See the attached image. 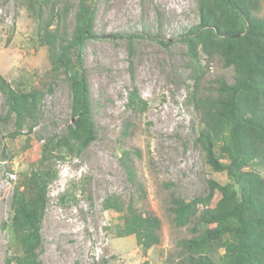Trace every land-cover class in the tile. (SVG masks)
I'll list each match as a JSON object with an SVG mask.
<instances>
[{
  "label": "rangeland",
  "instance_id": "rangeland-1",
  "mask_svg": "<svg viewBox=\"0 0 264 264\" xmlns=\"http://www.w3.org/2000/svg\"><path fill=\"white\" fill-rule=\"evenodd\" d=\"M78 2L69 0L70 12L63 20L55 19L52 31L70 38ZM27 3L0 0V75L16 90L38 88L46 96L31 148L26 149V136L9 138L12 124L0 121V264H16L13 257L22 254L11 231L15 190L24 189L27 178L45 168L41 160L46 139L64 135L72 123L70 86L65 75L52 70L50 49L41 44L50 7L36 14ZM65 4L63 0L56 10ZM96 6L95 37L87 42L84 64L97 140L80 157H67L53 165L59 177L49 187L40 261L180 264L184 258L181 242L196 234L194 223L185 227L174 224L172 198L190 202L209 195V180L226 182L225 175L206 164L197 143L202 116L187 100L195 88L196 74L182 40L199 24L197 0H96ZM257 15L264 18V0ZM201 64V95H216L219 78L233 82V68L225 67L221 59H203ZM134 87L148 103L145 112L128 106ZM6 111L5 96L0 93V117ZM123 150L135 152V173L144 186L140 193L121 164ZM251 169L264 175L259 163ZM110 195L127 202L134 197L140 210L156 215L162 224L161 243L146 252L135 236L120 238L124 214L102 207ZM220 198L215 192L213 206Z\"/></svg>",
  "mask_w": 264,
  "mask_h": 264
},
{
  "label": "trees",
  "instance_id": "trees-1",
  "mask_svg": "<svg viewBox=\"0 0 264 264\" xmlns=\"http://www.w3.org/2000/svg\"><path fill=\"white\" fill-rule=\"evenodd\" d=\"M62 1L27 3L36 14L50 7L41 44L50 49L52 70L65 75L70 86L72 123L64 135L46 139L41 160L45 168L28 177L24 189L14 192L11 231L22 249L20 256L13 257L16 264H43L42 226L49 187L59 177L53 165L67 157H80L97 140L98 126L84 64L87 42L95 37L96 0H79L70 38L51 30L55 19L63 20L71 10L69 0L63 9L56 10ZM197 4L199 24L190 28L182 40L188 46L196 74L195 88L187 100L202 116L203 129L197 143L206 164L215 173L225 175L226 182L209 180V195L190 202L172 198L174 224L185 227L194 223L196 234L181 242L184 258L180 264H264V175L251 169L255 163L264 167V18L257 15L262 0H197ZM130 54H134L132 44ZM216 57L225 67L233 68L235 77L232 83L217 79L216 95L203 96L198 88L199 76L204 74L201 62ZM0 93L7 105L0 121L14 128L9 138L26 136V149L31 148L46 93L38 88L16 90L2 75ZM128 106L140 112L148 109L136 87L130 92ZM134 154L123 150L120 161L140 193L144 186L137 180ZM215 192L221 198L213 206ZM139 198L142 200L143 195ZM102 207L124 214L118 230L120 238L135 236L146 252L161 243V220L140 210L134 197L127 202L121 196L110 195Z\"/></svg>",
  "mask_w": 264,
  "mask_h": 264
},
{
  "label": "built area",
  "instance_id": "built-area-1",
  "mask_svg": "<svg viewBox=\"0 0 264 264\" xmlns=\"http://www.w3.org/2000/svg\"><path fill=\"white\" fill-rule=\"evenodd\" d=\"M11 177H12V178H15V176H14V175H11ZM9 181H10V180H9Z\"/></svg>",
  "mask_w": 264,
  "mask_h": 264
}]
</instances>
